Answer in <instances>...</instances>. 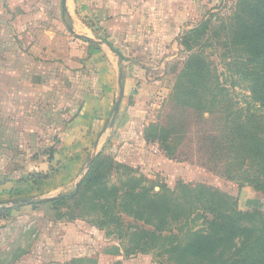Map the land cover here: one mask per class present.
Returning <instances> with one entry per match:
<instances>
[{"label": "crops", "instance_id": "0c3cea01", "mask_svg": "<svg viewBox=\"0 0 264 264\" xmlns=\"http://www.w3.org/2000/svg\"><path fill=\"white\" fill-rule=\"evenodd\" d=\"M219 1L0 0V202L61 195L95 145L114 162L149 174L179 180L203 176L201 168L169 159L157 142L146 141L144 130L167 93L161 83L165 66L180 60V37L203 22ZM78 38L100 39L121 58L98 42L89 40L98 46L94 49ZM119 76L124 93L109 127ZM109 147L115 155L104 153ZM50 149L55 152L49 163ZM55 165L57 173L35 184L29 180L33 172ZM37 206L49 216L37 223L57 228L61 220L49 204ZM4 220L0 264H81L86 259L50 245L72 235L56 239L49 231L37 236L17 230L24 218ZM23 240L47 248L35 256L21 250Z\"/></svg>", "mask_w": 264, "mask_h": 264}, {"label": "trees", "instance_id": "16d2710c", "mask_svg": "<svg viewBox=\"0 0 264 264\" xmlns=\"http://www.w3.org/2000/svg\"><path fill=\"white\" fill-rule=\"evenodd\" d=\"M206 28L205 21L180 37L179 44L189 56L177 74L169 100L175 105L197 107L202 114H211V105L215 104L225 90L209 62L202 55L195 54L201 48L200 39ZM219 33H223L224 37L220 44L225 50L223 57L231 58L232 65H229L235 69L239 79L247 84L251 101L264 108V0H237L233 13L220 23L213 36ZM78 39L89 48H98L86 39ZM250 117L231 118L227 115L226 130H223V136L219 135L223 141L213 145L215 140L210 133L206 135L208 144L201 145L196 153L201 154V167L208 170L210 163L222 162L227 171L222 176L226 180H242L264 196V136L259 132L264 130V117L256 113H252ZM176 129L180 131L181 127ZM175 132L178 133L177 130ZM170 136L167 128L155 123H149L144 130L146 141L157 142L169 159L187 162L188 154L179 152L175 156V144L171 142ZM54 152L53 149L48 151L49 163ZM247 162L259 170L254 174L241 172L240 169ZM119 169L127 173L126 181L121 187L110 186L108 180L112 172ZM132 170L128 165L114 162L111 155L98 153L74 191L46 202H34L33 205L49 204L57 221L81 220L100 213L102 218L97 223L102 226L101 219H105L106 225L119 223L121 219L117 216L118 211L151 225L153 230L136 228L133 233L127 230L126 237L129 240L138 238L133 247L127 250V255L144 254L158 247L161 249L160 253L166 254L172 264H264V214L260 211L262 204L248 200L251 210L243 212L238 209L232 196L204 184L191 187L179 183L177 191L161 192L160 188L159 192H154V186L146 188L141 185V179L134 178ZM55 173L50 166L45 173L33 172L29 180L35 184ZM180 193L189 198L187 203L198 205L210 217L206 219V227L191 232L185 244L176 243L174 236L172 239L171 236L160 234L166 225V215L171 213L168 209L170 203L178 210L182 206L178 197ZM140 198H144L142 205L139 203ZM145 199L148 201L146 204ZM70 205L74 208L61 211L65 207H71ZM10 209L0 208V220L7 219L5 213H9ZM188 212L185 210L183 213L189 214ZM144 213H149V217H144ZM155 216H159V219L153 218ZM154 219L157 221L154 222ZM139 238H144L143 242ZM234 252L237 260L226 255Z\"/></svg>", "mask_w": 264, "mask_h": 264}, {"label": "rangeland", "instance_id": "374dc122", "mask_svg": "<svg viewBox=\"0 0 264 264\" xmlns=\"http://www.w3.org/2000/svg\"><path fill=\"white\" fill-rule=\"evenodd\" d=\"M236 1L237 0H221L211 8L209 15L203 21L207 22V28L205 34L200 39L201 48L196 50L195 53L196 55H202L205 61L209 62L212 71L217 75L225 90V92L219 95V99H216L217 103L215 102V104H212L213 106L211 105L209 111L211 114H202L198 111L197 107L186 108L175 105L169 100V96L177 77L175 69L181 67L182 63H184L189 56V53H186L185 51L182 52L179 61H175L172 64L165 66V69L163 70L164 75L162 76L163 81L161 83L164 85L167 93L164 91V96L157 101L156 106L151 112L150 122H153L158 126H164L169 130L171 142L175 144V156H177L179 152L188 154L187 162H183L181 164L201 168L203 170V176H200L199 178L195 176L190 178V180H179L177 177L174 179H168L160 173H146V171L141 168L133 169L131 174L134 178L141 179V185H145L146 188L154 186V192H159L160 188L161 192L165 190L177 191V189H179V183H183L191 187L204 184L207 187L220 190L232 196L234 201L237 203L238 209L243 212L251 210V207L248 206L247 203L248 200L257 201L259 204H262L260 211L264 214L263 194L255 190L250 184H244V181L242 180H226L222 176L227 172L224 165H222V162L210 163L208 170L201 167L199 165L201 154L199 155L196 153L197 148L201 145L205 146V144H208L206 135L210 133L215 140L213 145L217 142L223 141L219 135H224L223 130H226L225 117L227 115L231 118L243 116L250 119L251 114L256 113L257 115L264 117V108H260L258 104L251 101L247 84L239 79L238 74L235 73V69L231 67V58L223 57L225 50L220 46L221 42L224 40L223 33L213 36L214 31H216L220 23L233 13ZM200 24H202V22L198 25ZM19 84L21 87H24V82H20ZM251 123L253 122L251 121ZM178 126L181 127L180 131L179 129H176ZM173 130L174 132L172 133ZM175 130H177L178 133H176ZM259 132L264 136V130L261 129ZM113 148H115V146ZM113 148L109 147L110 150L108 149L109 151H105L104 153L107 154L109 152V154L115 155V150ZM99 151L100 150L98 149V152ZM88 158L83 166L88 161ZM52 169H54L56 173L59 170L57 165L52 167ZM257 170H259L257 167L251 166L248 162L245 163L242 169H240L241 172L248 171L253 172V174ZM42 172L45 173L47 171ZM126 175L127 173L123 169L113 171L110 179L108 180V184L110 186L114 185L121 187L127 179ZM76 179L77 177L73 183L61 188L58 193H71L74 189ZM241 191L244 192L242 198H240ZM168 195L169 194H165V196ZM175 197L173 196V198ZM178 197L181 200L180 204L182 206L178 210L173 208V204L170 203L168 209H170L169 211H171V213L166 215V225L163 226L160 234L164 236H171L172 239L174 236L176 243L185 244L189 239L191 232L200 231L206 227V219L210 217L208 212L204 211L201 207H198V205L187 203L189 198H186L183 193H180ZM143 202L144 198H140L139 203L142 205ZM147 202L148 201L145 199V204ZM9 208H11L9 213H5V217H7L8 220L6 219L4 221H16L20 218L25 219V223L22 221L19 222L16 227L17 230H25L26 233H32L33 235L37 234V236H46L49 234V231H51L50 237H56V239L59 238V236H61L60 238H70L68 237V234L72 235L73 238L70 240L57 243L50 241V245L54 250L58 249L65 252H67L66 250H70L72 252L70 257L71 255H74L75 258H86L85 260H82L81 264H172L169 262L166 254L162 255L160 253L161 249L158 247L144 254L135 253L127 255V250L131 249L135 241L138 239L137 238L134 241H131L130 238L129 240L128 236L126 237V235H128L127 230L133 233L136 228L153 230V227L151 225H147L142 220L127 216L121 212L116 211V213H118L117 216L121 219L119 223H109L106 225L105 219H101L102 226H100L97 222L100 218H102V215L99 213L94 216H87L77 221H61L59 222L57 228L53 229L51 226L48 228L46 225H41L36 221L37 219L49 217L43 206H37L36 204L21 208H19V206L16 208ZM72 208H74V206L65 207L61 211L71 210ZM185 210H188L189 214L183 213ZM50 215L52 216V214ZM143 216L149 217V213H144ZM175 216L177 217L175 218ZM153 218L158 220L159 216H155ZM63 225H65L66 230L63 228ZM58 230H64L65 235H62V233ZM139 240L143 242L144 238H139ZM23 241L24 242L21 243L23 248L21 250L30 249V252H34L35 256L39 255L38 253L36 254V251L39 252L40 249L47 248V246H42L39 242H30L26 245L25 240ZM226 255L228 257H234L233 260L238 259L236 252ZM238 256H241V254ZM37 259L38 258H35V261H37ZM87 260H89V262H83ZM247 260L250 261L249 259ZM69 261L66 262V264H70Z\"/></svg>", "mask_w": 264, "mask_h": 264}, {"label": "water", "instance_id": "95a60500", "mask_svg": "<svg viewBox=\"0 0 264 264\" xmlns=\"http://www.w3.org/2000/svg\"><path fill=\"white\" fill-rule=\"evenodd\" d=\"M86 40H90V41H95V42H98L100 44L103 45V47L106 49V50H109L113 53H116L117 56L119 58H121V55L119 53H117L113 48H111V46H109L106 42L100 40V39H91V38H85ZM118 82H119V93H118V97L116 99V102L114 104V107H113V110H112V116H111V120H110V124H109V127H111L113 125V122L115 120V117L119 111V107H120V104H121V101H122V98H123V87L121 85V77L119 76L118 78ZM98 154V149H97V145L94 146L89 158H88V161L86 162V164L83 166L79 176L77 177L76 179V182H75V185H74V188L76 189L79 184L82 182L83 178L85 177L87 171H88V168L90 167L91 165V162L93 161V159L95 158V156ZM243 194L244 192L241 191V196L240 198L243 197ZM59 195L55 196V197H51V198H40V197H34L30 200H9V201H5V202H0V208H9V207H14V206H18V205H24V204H33L34 202H46L50 199H53V198H56L58 197Z\"/></svg>", "mask_w": 264, "mask_h": 264}]
</instances>
